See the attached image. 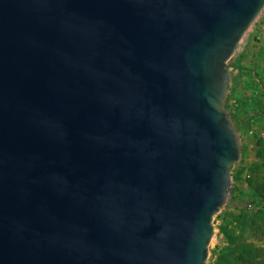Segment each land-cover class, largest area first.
Wrapping results in <instances>:
<instances>
[{
  "label": "water",
  "instance_id": "obj_1",
  "mask_svg": "<svg viewBox=\"0 0 264 264\" xmlns=\"http://www.w3.org/2000/svg\"><path fill=\"white\" fill-rule=\"evenodd\" d=\"M264 0H0V264H206L241 147L230 64Z\"/></svg>",
  "mask_w": 264,
  "mask_h": 264
},
{
  "label": "rangeland",
  "instance_id": "obj_2",
  "mask_svg": "<svg viewBox=\"0 0 264 264\" xmlns=\"http://www.w3.org/2000/svg\"><path fill=\"white\" fill-rule=\"evenodd\" d=\"M262 22H264V8L240 39L229 68L230 90L227 100L230 104L228 112L238 134L241 156L231 171V190L227 203L213 216V240L206 264H215L218 251L226 243L219 226L224 221L230 222L234 219L233 215H230L232 210L237 213L240 209H244L250 216L252 212L260 208L264 209L262 203L252 201V189L249 182L256 175L264 176V92L260 97L259 92L252 90L253 87L248 77L244 79L242 77V80L236 83L234 75L239 54L247 41L253 38ZM256 106L261 110H258ZM254 108L258 110L254 113L255 115L249 114L250 116L243 117ZM250 203L251 207H249ZM233 222H236V219ZM251 241L256 245L264 246V236L262 239L253 237Z\"/></svg>",
  "mask_w": 264,
  "mask_h": 264
},
{
  "label": "trees",
  "instance_id": "obj_3",
  "mask_svg": "<svg viewBox=\"0 0 264 264\" xmlns=\"http://www.w3.org/2000/svg\"><path fill=\"white\" fill-rule=\"evenodd\" d=\"M229 104L227 100V107ZM249 182L252 201L264 206V176L256 175ZM230 215L234 219L219 226L226 243L218 251L215 264H264V246L251 241L253 237L262 239L264 236V209L260 208L250 216L244 209L237 213L232 210Z\"/></svg>",
  "mask_w": 264,
  "mask_h": 264
},
{
  "label": "crops",
  "instance_id": "obj_4",
  "mask_svg": "<svg viewBox=\"0 0 264 264\" xmlns=\"http://www.w3.org/2000/svg\"><path fill=\"white\" fill-rule=\"evenodd\" d=\"M255 35H257V37ZM235 66L234 75L236 83L240 81L242 77V79L248 77L251 87H253L252 90L254 89L259 92V96L261 97L262 92H264V22L260 24L253 38L247 41L246 45L243 47ZM256 108L261 110L257 106ZM257 109L254 108L249 111V113H246V115H243V117L245 118L255 112L257 113Z\"/></svg>",
  "mask_w": 264,
  "mask_h": 264
},
{
  "label": "built area",
  "instance_id": "obj_5",
  "mask_svg": "<svg viewBox=\"0 0 264 264\" xmlns=\"http://www.w3.org/2000/svg\"><path fill=\"white\" fill-rule=\"evenodd\" d=\"M251 206H252V204L250 203V204H249V207H251Z\"/></svg>",
  "mask_w": 264,
  "mask_h": 264
}]
</instances>
